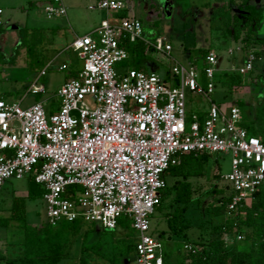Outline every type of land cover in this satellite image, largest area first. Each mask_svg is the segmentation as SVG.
<instances>
[{
  "label": "built area",
  "instance_id": "obj_1",
  "mask_svg": "<svg viewBox=\"0 0 264 264\" xmlns=\"http://www.w3.org/2000/svg\"><path fill=\"white\" fill-rule=\"evenodd\" d=\"M128 7V0L89 5L108 14ZM44 11L49 18L67 14L63 0H47ZM3 14L0 7V26ZM139 40L168 55L172 50L161 35L149 42L143 22L133 15L118 23L107 17L92 33L77 36L70 48L83 67L58 89L60 104L53 112L42 101L23 107L0 92V188L8 179L33 176L43 188L52 225L82 220L114 229L127 217L136 232V262L163 264V241L150 230L166 170L184 153L230 154L232 170L225 179L232 194L225 215L232 216L264 183V143L243 126L238 105L225 107L210 98L223 59L217 52L201 57L199 67L173 65L171 76L178 84L172 86L156 72L119 69L130 57L127 43ZM239 51L228 49V71L246 75L260 58L253 48ZM238 55H243L240 64ZM187 90L209 100L201 122L187 119ZM29 91L37 94L44 87L36 79ZM235 239L244 236L224 234L226 243ZM200 250L188 242L181 248Z\"/></svg>",
  "mask_w": 264,
  "mask_h": 264
},
{
  "label": "rangeland",
  "instance_id": "obj_2",
  "mask_svg": "<svg viewBox=\"0 0 264 264\" xmlns=\"http://www.w3.org/2000/svg\"><path fill=\"white\" fill-rule=\"evenodd\" d=\"M28 1L0 0V7L4 10V23L0 30V92L6 101H18L23 107L29 106L38 99V95L29 92L30 84L37 79V84L46 89L39 97L42 98L46 111L50 113L60 104L58 89L71 77L74 68L83 67V60L70 48L72 41L77 36L92 33L102 19H105L106 12L89 9V5L97 0H63L67 16L49 18L44 11L45 4L40 2L37 6L30 7ZM255 1L262 4L264 15V0ZM228 2L229 0H132V13L142 20L146 39L153 42L159 34L172 47L168 55L150 46L145 70L156 72L163 78L166 70L171 73V68L177 63L186 66L195 63L199 67V53L204 49L213 50L223 57L222 68L228 66V49L236 50L239 47V52H243V43L240 40L235 41L225 36L228 16L237 12L241 0H234L235 5L232 8L228 7ZM120 19L110 21L118 23ZM52 28L59 30L53 31ZM150 34L155 36H149ZM257 36H264V16ZM251 48L258 50L261 56L256 61L255 68L242 75L243 83L228 90L222 84L224 71L217 72V89L210 98L225 107L233 103L238 105L243 116V126L248 127L251 135L264 141V47L259 43H252L248 49ZM63 65L67 68L62 69ZM124 68L130 66H119L121 70ZM44 69L46 73L41 76ZM205 81L204 79V83ZM186 103L187 116L207 112L210 104L207 98L189 90ZM231 170L232 156L218 153L211 156L207 175L192 179L195 193H203V207H198L195 198L186 210L185 218L189 223L187 232L191 239L208 240L219 236V233L210 231L214 226H221L222 216L211 218L206 207L214 199L209 193H204L216 182L213 178L216 172L222 177L218 184L223 187L227 184L225 178ZM172 181V176H166L168 184ZM43 193L42 186L29 177L8 179L0 189V207L3 208H0V216L8 215L7 209L14 194L26 200L27 222L40 226L47 222V205ZM153 222L154 219L151 220V229H154ZM19 224L13 221L6 227H0V250L7 256H17L23 251L21 242L24 240V231ZM88 225L89 222L84 224L83 232L90 227ZM98 225L101 224L97 223L96 226ZM163 227L162 223L159 228ZM82 235L83 233L70 237L66 257L58 264H82L83 257L86 261L84 264H110L92 252L82 251L83 244L91 245L97 241V238L90 237L84 242ZM184 243L186 240L182 237L163 240L164 245L175 251H181ZM102 244L103 240L99 245ZM239 246L241 249H248L244 239L239 242ZM0 264H4L3 261L0 260ZM130 264L138 263L133 260Z\"/></svg>",
  "mask_w": 264,
  "mask_h": 264
},
{
  "label": "trees",
  "instance_id": "obj_3",
  "mask_svg": "<svg viewBox=\"0 0 264 264\" xmlns=\"http://www.w3.org/2000/svg\"><path fill=\"white\" fill-rule=\"evenodd\" d=\"M234 5V0H229L228 7L232 8ZM236 11L228 16L225 36L235 41L240 40L243 43V52H246L252 43H259L264 47V36H257L264 16L262 4L256 3L255 0H241ZM157 23L156 21L155 24ZM126 46L130 57L120 66H130L148 72L145 68L149 59V46L142 40L127 43ZM209 51L210 49L200 51V57H204ZM254 52L257 58H260V52L255 49ZM223 76L222 84L228 90H233L243 83L242 75L236 72L225 71ZM163 80L172 86L178 84V79L172 77L169 70H166ZM216 89L215 82V91ZM205 114L206 112H199L187 116V119L191 122L197 118L201 122ZM244 127L249 132L248 127ZM213 155L206 152L184 153L180 155L179 162L171 165L164 174L165 179L166 176H172L173 181L167 183L161 193L160 203L151 216V220L154 219V229L150 232L162 241L182 237L186 242L200 246L201 250L195 253L178 249L175 251L163 244V264H264V183L249 203L239 206L232 216H226L232 190L228 182L223 187L219 186L218 181L222 177L216 172L213 175L216 182L204 195L209 193L214 199L210 206L206 207L211 218L222 216L221 226H214L210 231L219 233V236L208 240L191 239L188 236L186 210L195 198L198 207H203V193H195L192 179L207 175L209 161ZM28 177L34 181L33 176ZM7 211L8 215L0 216V227H6L13 221L19 222L24 231V240L21 242L23 251L17 256H7L0 250V260L4 264H58L66 257L70 237L82 233L84 242L90 237L97 238L91 245L83 244L82 251L92 252L110 264H130L136 260L137 238L127 217L121 218L114 229H106L101 225L96 226L97 222H90V227L84 232L82 228L86 222L82 220L60 221L56 225L48 222L40 226L31 225L27 222L25 198L14 194ZM162 223L164 227L159 228ZM225 233L243 235L248 249H241L240 241L236 239L232 243H226ZM102 240L103 244L99 245ZM81 263H86L84 257L81 258Z\"/></svg>",
  "mask_w": 264,
  "mask_h": 264
},
{
  "label": "crops",
  "instance_id": "obj_4",
  "mask_svg": "<svg viewBox=\"0 0 264 264\" xmlns=\"http://www.w3.org/2000/svg\"><path fill=\"white\" fill-rule=\"evenodd\" d=\"M129 1V7L127 8V9H125V10H123V12L120 14V13H106V17L105 18H109L110 20L111 19H118V18H121V17H127V16H131V15H133V16H135L133 13H132V10H131V8H132V0H128ZM165 1H168V0H165ZM172 1H174V0H172ZM43 3V4H46V2H47V0H29L28 1V4H29V6L30 7H35V6H37V4L38 3ZM64 2V1H63ZM174 5H176V4H174ZM158 7H160L161 8V6H158ZM66 16H67V14H66ZM65 16V17H66ZM136 17V16H135ZM138 18V17H137ZM140 19V18H139ZM103 20V19H102ZM142 21V20H141ZM3 26V25H2ZM2 26H1V28H2ZM145 27V26H144ZM1 30V29H0ZM52 30L53 31H58L59 30V28H52ZM144 35H146V30L144 29ZM154 34H150L149 36H153ZM159 35V34H158ZM145 38H146V36H145ZM243 56V55H242ZM242 56L241 55H238V56H236V58H235V62H237V63H241L242 62ZM227 58V57H226ZM228 59V63H229V65L228 66H226L225 68H222L221 67V70H220V72H222V71H228V68H229V66H230V62H231V60L229 59V58H227ZM259 60V59H258ZM254 68H255V66H254ZM77 70H80V69H73L72 70V73H71V76H73L74 75V73L77 71ZM32 83H34V82H32ZM31 83V84H32ZM30 84V85H31ZM41 85V84H40ZM43 86V85H42ZM30 87V86H29ZM44 87V86H43ZM46 91V89H45V87H44V91L43 92H40V93H37L36 95H38V99H37V101H42V98L41 97H39L41 94H43L44 92ZM30 92V91H29ZM43 102V101H42ZM44 103V102H43ZM51 111V110H50ZM55 111V110H54ZM51 112H53V111H51ZM1 208V210L3 209L2 208V206L0 207Z\"/></svg>",
  "mask_w": 264,
  "mask_h": 264
}]
</instances>
